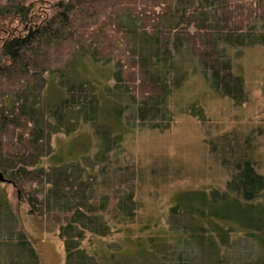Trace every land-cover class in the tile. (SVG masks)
<instances>
[{"label":"trees","instance_id":"16d2710c","mask_svg":"<svg viewBox=\"0 0 264 264\" xmlns=\"http://www.w3.org/2000/svg\"><path fill=\"white\" fill-rule=\"evenodd\" d=\"M55 8L51 17L39 19L21 0H0V173L24 194L31 214L66 217L59 228L64 264H264V175L248 155L252 153L246 138L220 145L229 174L224 189L178 193L168 211V229L157 230L147 243H124L133 246L132 252L122 245L113 253L100 247L89 254L81 248L86 235L107 237L109 222L134 223L132 194L117 198L115 211L105 217L111 198L101 195L96 205L90 203L86 170L78 176L72 170H30L50 133H72L82 122L100 142L104 164L122 142L121 135L99 121L105 109L97 88L70 78V69L84 58L115 62L114 86L103 94L114 106L125 105L123 113L126 99L137 103L141 124L154 120L150 118L165 104L175 85V58L184 48L209 72L211 89L240 100L242 80L222 61L217 47L258 44L247 33L255 20L264 24V0H68ZM46 86L47 99L59 101L55 106L42 103L36 94ZM52 90L55 98L49 97ZM123 113L114 119L118 126ZM42 121H48L47 130L41 128ZM51 160L59 163L55 157ZM101 184L113 189L110 181L96 186ZM41 191L42 200L37 198ZM7 192L0 183V264H41Z\"/></svg>","mask_w":264,"mask_h":264},{"label":"rangeland","instance_id":"374dc122","mask_svg":"<svg viewBox=\"0 0 264 264\" xmlns=\"http://www.w3.org/2000/svg\"><path fill=\"white\" fill-rule=\"evenodd\" d=\"M21 1L25 7L31 5L35 14L39 13V19L42 15L51 17L56 12V5L68 2ZM9 24L19 29L18 23L11 20ZM136 28L140 34L141 30ZM247 34L253 40L258 39L259 43L243 48L225 47L218 43L217 47L222 61L228 63L233 75L242 80L244 93L240 100L223 98L211 89L209 72L184 48L174 61L177 72L172 73L171 83L175 82V85L170 86L166 102L159 112L150 118L154 120H148L146 124L137 119V103L126 99L124 102L128 109L123 113L125 105H121L123 109L116 107L111 98L104 96L103 91L114 86V61L108 64L89 57L70 69L73 82H88L97 88L96 94L105 109L99 121L106 129L121 135L122 142L114 146L108 155V163L104 164L100 142L92 128L82 122L72 133H50L49 139L42 144L43 152L38 164L30 170L43 169L50 174L72 170L77 176L86 170L89 176L84 178L90 181L87 184V188L91 187L90 194H87L90 203L96 205L101 195L111 198L105 217L115 211L118 199L129 194L133 195L137 207L134 223L123 226L119 222H109L110 233L105 238L86 235L81 248L87 253L92 254L100 247L113 253L119 245L132 252L133 246L124 243L139 240L147 243L158 234L157 230L168 229V211L178 193L213 188L223 190L229 174L228 166L220 155V145L224 147L223 144H231L235 139L241 141L239 138L248 139L252 153L248 155L254 157L258 172L264 175V24L255 20ZM44 79L49 80V76ZM46 90L47 86L40 94L37 90L36 94L43 98L42 103H52L53 100L46 97ZM57 91L62 96V91ZM49 97L55 98V90L49 93ZM58 103L54 100L53 105ZM119 111L123 113L124 121L118 126L114 119ZM47 122L42 121V129H48ZM52 157L61 164L54 163ZM103 180L113 183V189L110 190V186L105 188L104 184L96 186ZM5 185L13 210L18 212L21 231L33 242L41 264H64V245L59 238V228L64 225L66 217L55 213L42 217L31 214L24 202V194ZM44 196L41 191L37 198L42 200Z\"/></svg>","mask_w":264,"mask_h":264},{"label":"water","instance_id":"95a60500","mask_svg":"<svg viewBox=\"0 0 264 264\" xmlns=\"http://www.w3.org/2000/svg\"><path fill=\"white\" fill-rule=\"evenodd\" d=\"M0 183H4V184L13 186V183L10 182V181L5 180L1 173H0Z\"/></svg>","mask_w":264,"mask_h":264}]
</instances>
